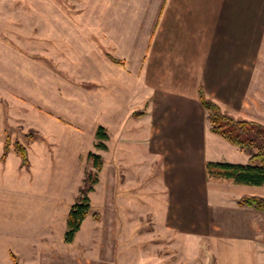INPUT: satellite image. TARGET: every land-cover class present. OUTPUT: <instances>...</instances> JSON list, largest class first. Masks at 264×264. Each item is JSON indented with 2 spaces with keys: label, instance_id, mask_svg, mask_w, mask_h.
Here are the masks:
<instances>
[{
  "label": "crops",
  "instance_id": "obj_1",
  "mask_svg": "<svg viewBox=\"0 0 264 264\" xmlns=\"http://www.w3.org/2000/svg\"><path fill=\"white\" fill-rule=\"evenodd\" d=\"M108 1L103 14L98 7L97 33L124 63L103 65L116 109L89 194L97 209L67 243L78 247L71 255L81 264L94 251L102 263L154 264L171 244L194 264L203 244L215 264H264V211L237 205L245 195L264 198V188L244 194L208 177L207 163L248 156L211 132L198 97L201 89L223 113L264 125V0ZM5 173L0 194L15 201L0 223V264H15L12 255L17 264H71L58 256L55 202L26 198L31 178Z\"/></svg>",
  "mask_w": 264,
  "mask_h": 264
},
{
  "label": "rangeland",
  "instance_id": "obj_2",
  "mask_svg": "<svg viewBox=\"0 0 264 264\" xmlns=\"http://www.w3.org/2000/svg\"><path fill=\"white\" fill-rule=\"evenodd\" d=\"M107 1L0 0V156L5 141L10 151L5 162L0 161V177L18 170L32 180L24 191L26 198L50 197L55 202L58 256L70 257L73 264H81L79 256L70 253L78 247L63 241L66 214L74 203L71 190L83 181V173L85 177L88 171L95 172L87 154L100 151L94 147L95 132L99 126L107 135L111 132L105 122L116 109L115 80L103 65L112 64L107 54L117 55L112 43H106L107 34L103 39L97 33L98 7L103 14L102 9L111 6ZM16 142L28 154L29 165L22 171ZM240 186L244 194L264 188ZM14 201L8 193L0 194L1 224L7 223L3 216ZM96 209L92 203L88 214ZM84 228L82 234L88 231ZM157 240L165 244L164 238ZM203 251L202 244L194 264H215L214 257ZM91 255L89 264H108L96 258L95 251ZM182 256L170 244L167 251L154 253V264H187Z\"/></svg>",
  "mask_w": 264,
  "mask_h": 264
},
{
  "label": "trees",
  "instance_id": "obj_3",
  "mask_svg": "<svg viewBox=\"0 0 264 264\" xmlns=\"http://www.w3.org/2000/svg\"><path fill=\"white\" fill-rule=\"evenodd\" d=\"M107 59L117 66H121L124 63L109 54H107ZM198 97L203 109L207 113V120L210 123L211 132L238 147L248 156V161L245 164L223 162L207 163L206 173L208 177L231 180L241 185H264V125L244 119H235L223 113L220 107L211 99L207 98L201 89H199ZM134 115L139 116L140 112H135ZM95 140L94 147L97 150L105 151L107 149L105 142L108 140V135L104 127L99 126L97 128ZM8 151L9 145L5 141L0 161L5 160ZM14 151L20 158V166H28L29 159L26 148L16 142L14 144ZM87 158L91 161L92 168L95 172L88 171L86 173L82 185L79 188L78 196L70 206L66 219V230L63 235L65 243H72L74 241L76 233L79 231L82 222L90 210L89 194L94 190V186L98 181L97 174L102 166V157L98 153L89 152ZM237 205L239 207H252L264 211V198L245 195L238 200ZM94 218L97 219L98 216L95 214ZM12 259L17 264L13 255Z\"/></svg>",
  "mask_w": 264,
  "mask_h": 264
}]
</instances>
